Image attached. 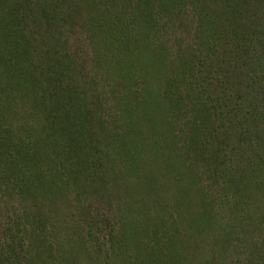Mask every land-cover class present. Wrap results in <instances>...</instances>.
Segmentation results:
<instances>
[{"label":"trees","instance_id":"trees-1","mask_svg":"<svg viewBox=\"0 0 264 264\" xmlns=\"http://www.w3.org/2000/svg\"><path fill=\"white\" fill-rule=\"evenodd\" d=\"M0 264H264V0H0Z\"/></svg>","mask_w":264,"mask_h":264}]
</instances>
